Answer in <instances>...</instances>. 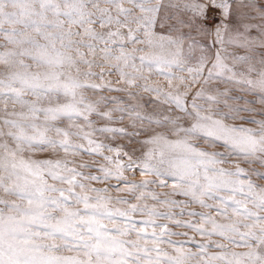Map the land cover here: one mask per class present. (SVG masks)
<instances>
[{
  "label": "snow or ice",
  "instance_id": "obj_1",
  "mask_svg": "<svg viewBox=\"0 0 264 264\" xmlns=\"http://www.w3.org/2000/svg\"><path fill=\"white\" fill-rule=\"evenodd\" d=\"M106 2L0 0V264H264V0ZM81 46L174 90L105 96Z\"/></svg>",
  "mask_w": 264,
  "mask_h": 264
},
{
  "label": "rangeland",
  "instance_id": "obj_2",
  "mask_svg": "<svg viewBox=\"0 0 264 264\" xmlns=\"http://www.w3.org/2000/svg\"><path fill=\"white\" fill-rule=\"evenodd\" d=\"M98 2H99V5H100L101 8H110V9L113 10V15L116 14L114 5H112L110 3H107L106 0H98ZM153 2H154V0H153ZM123 4H124V7H128V8H133L134 7V5L129 2V0H123ZM9 10H11V9H9ZM91 10L95 11L96 9L92 8ZM131 26L135 27L134 24H132ZM66 27H71L74 32L75 31H80L81 32V36H73L72 37L73 40H81V39H84L86 41L90 40L89 37L83 35V29L79 25H66ZM93 27L98 32L104 31V29L101 28V26L99 24H95V25H93ZM3 42H4L3 41V37L0 36V44H2ZM131 48H144L145 51H157V52L161 51V49H159V48H156V49L148 48L144 44L130 45V49ZM81 51L88 53V57H87L88 59H93V60L96 61L95 65L91 68V71L97 72V73H99V72H104L105 73V76L103 77V79H101L99 77H91V78H85V79H89L93 83H105V82L111 83L114 88L115 87H122V88L128 89V91H125V92L104 91L102 94L105 95V96H119V97L125 98L126 102H129V100L132 103L139 102L142 105H144L146 113H152L153 111L158 110V106L151 102L152 98L155 97V93H152V92H149V91H144L143 90V85L145 83H147V84L152 85V86H159V87L165 88L166 90H169V91H173L174 90V88H172L169 85V81H168V79L166 77H163V76H160V75L151 74L147 70H143L142 77H136V85L135 86H130V85H128L125 82L124 78L121 77V74H120L119 70H117L116 68H114L112 66L113 64L116 63L115 60H112V61L109 62L103 56V54L101 52H99V50H97L95 55H92V53H91V51L89 49L84 48V47L81 46ZM227 51L232 52V51H236V50L232 49V48H228ZM28 62L32 63V61H28ZM136 63L139 64V61L137 60ZM79 67L82 70H88L86 65L81 64V65H79ZM238 67L242 68L243 66L242 65H238ZM33 70H37L35 68V66H33ZM8 71H10V69L5 64L0 63V74H4V73H6ZM125 71L133 72L135 70L132 69V68H126ZM179 75L188 76V73L183 72V73H179ZM172 84L175 85V86L180 87V89L183 90V85H182V82L180 80H178V79L173 80ZM129 92L138 93L139 96L136 97V98H130L129 97ZM85 94L87 96H89L90 98H92V99L96 98V95L90 90L86 91ZM233 94L234 95H240V93H238V92H234ZM30 98L34 99V97H30ZM249 98L251 99L253 97L249 96ZM200 102L201 103H205V101H200ZM256 106L259 107V105H256ZM3 107H4V102L2 100H0V109H2ZM14 108L17 111L20 110L19 105H13V103L11 101H9V103H8L9 111H12ZM0 115H3L2 111H0ZM113 116L114 117H119L120 113L119 112L113 113ZM93 119H96V118L93 117ZM100 123L103 124L104 122L100 121ZM128 124H129V120L127 118H125L122 121L121 120H114L113 121V126L114 127H127ZM66 125H67V122L65 121L64 122V126H66ZM248 126L255 127V125H248ZM131 130L132 129L129 128V131H131ZM73 140H74V142H81L76 137H73ZM109 142L110 143H124L125 141L123 139L118 138L114 142L113 141H109ZM62 155L63 154L61 153V156ZM34 158H45V156H44V154L37 153ZM68 159H70V160L71 159H75L77 161V163H80V162H83V161L100 160L102 158L101 157H91V156H88V155H82V156H75V157H71L70 156V157H68ZM224 166L225 167H234V165L231 164V163L225 164ZM245 167H248V166L245 165ZM87 171H94V170L93 169H89ZM140 178L141 177L139 176V174H137L136 176H130V179H140ZM260 182L264 183V181H260ZM169 183H171V182H169ZM95 186L96 187H105L106 185L97 183V184H95ZM157 191L158 192H169L170 189L169 188H159V189H157ZM112 194L113 195H127V193H116L114 190L112 191ZM175 198L184 199V197H179V196H177ZM192 207H195L198 210L209 211L208 209H199V206H197V205H193ZM185 219H188V217H185ZM176 230L177 231H187V229H176ZM197 238L199 239V237H197ZM172 239L182 240V239H186V237L177 236V237H172ZM216 239H219V237H216ZM224 243H227V241H224ZM165 247H167V245H165ZM195 250L196 249H193V251H195ZM234 250L243 251L244 249L235 248ZM212 251H218V250L217 249H212Z\"/></svg>",
  "mask_w": 264,
  "mask_h": 264
}]
</instances>
